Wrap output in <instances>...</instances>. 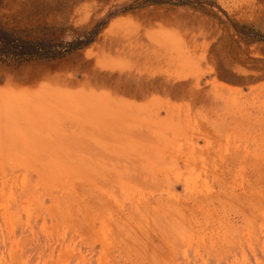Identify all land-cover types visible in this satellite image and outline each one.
I'll use <instances>...</instances> for the list:
<instances>
[{"label":"rangeland","instance_id":"obj_1","mask_svg":"<svg viewBox=\"0 0 264 264\" xmlns=\"http://www.w3.org/2000/svg\"><path fill=\"white\" fill-rule=\"evenodd\" d=\"M114 11L82 50L0 66V264H264V44L232 28L264 34V0H0L18 27L19 17L85 27ZM168 43L199 73L164 74ZM114 53L131 62H102ZM78 85L172 101L178 147L166 138L140 150L121 121L116 176L104 175L116 181L97 182V167L80 177L66 149L75 130L51 109L57 88Z\"/></svg>","mask_w":264,"mask_h":264},{"label":"crops","instance_id":"obj_2","mask_svg":"<svg viewBox=\"0 0 264 264\" xmlns=\"http://www.w3.org/2000/svg\"><path fill=\"white\" fill-rule=\"evenodd\" d=\"M106 29L107 25L103 30ZM113 36L116 42V31ZM166 51L168 64H172L173 68H166L164 74L170 78H182L199 73L193 58L187 56L180 45L168 43ZM143 58L148 61V54L144 53ZM102 62L116 67V64L125 62L129 64L131 61L117 58L114 53L105 56ZM28 90L34 92V96L39 94V98L42 94V89L37 87ZM56 90L61 99L56 106H51V109L54 108L55 111L63 113L67 120L70 119L67 125L75 130L69 135L71 138H68L66 149L74 153H71V158L74 159L72 161H75L72 163V168L81 170L80 177L84 175V167H97L99 169L97 176L100 177V180H96L97 182L116 181V178L104 175L107 167L108 173H111L113 177L116 176V125L121 121L129 122L136 127L132 135L141 144L140 150H149L151 148L146 146L153 145L154 142H163L166 138L174 142L176 147L179 145V136L174 134V130L178 131L179 128H183L179 119L181 113L176 111L179 107L162 96L150 95L139 99L122 98L112 90L95 89L88 85L60 87ZM52 92L50 90L51 95L54 94ZM118 102L137 106L138 110L130 113L122 111L117 106ZM162 109L164 112H161ZM93 148H95V154L92 153ZM91 161H96V163L92 164ZM103 177L111 179L105 180Z\"/></svg>","mask_w":264,"mask_h":264},{"label":"trees","instance_id":"obj_3","mask_svg":"<svg viewBox=\"0 0 264 264\" xmlns=\"http://www.w3.org/2000/svg\"><path fill=\"white\" fill-rule=\"evenodd\" d=\"M178 1V4H182ZM117 14L110 13L106 18L85 27L66 25L25 24L23 17H19L22 27L4 22L6 14L0 15V66H12L32 61H53L62 59L72 53L82 50L92 44L99 33L107 25L109 19ZM222 22V21H220ZM223 23V22H222ZM226 24V23H225ZM239 40L245 43H263L264 34L257 32L252 26L238 27L232 25ZM219 79L233 84L240 83L237 78L217 67Z\"/></svg>","mask_w":264,"mask_h":264}]
</instances>
